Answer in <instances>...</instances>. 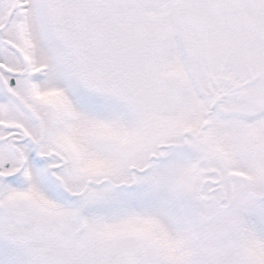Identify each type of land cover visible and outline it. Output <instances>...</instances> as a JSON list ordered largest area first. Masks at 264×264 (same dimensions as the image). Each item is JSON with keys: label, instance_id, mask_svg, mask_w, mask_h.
<instances>
[{"label": "snow or ice", "instance_id": "6c2138e0", "mask_svg": "<svg viewBox=\"0 0 264 264\" xmlns=\"http://www.w3.org/2000/svg\"><path fill=\"white\" fill-rule=\"evenodd\" d=\"M0 264H264V0H0Z\"/></svg>", "mask_w": 264, "mask_h": 264}]
</instances>
